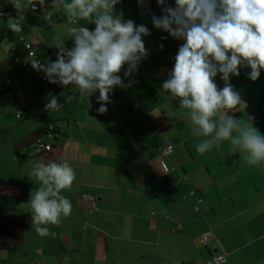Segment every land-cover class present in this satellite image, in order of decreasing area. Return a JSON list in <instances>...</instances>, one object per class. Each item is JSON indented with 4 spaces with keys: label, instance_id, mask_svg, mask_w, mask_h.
<instances>
[{
    "label": "crops",
    "instance_id": "1",
    "mask_svg": "<svg viewBox=\"0 0 264 264\" xmlns=\"http://www.w3.org/2000/svg\"><path fill=\"white\" fill-rule=\"evenodd\" d=\"M21 3L25 15L32 13L28 0ZM39 17L43 27L61 29L58 40L66 47L74 46L66 13L53 12L52 23ZM34 22L26 18L23 28ZM49 31L42 45V32L36 44L0 23V264H203L213 257L223 258L220 264H264V164L247 165L228 140L198 153L204 137L193 134L188 110L161 88L173 68L169 57L184 41L162 33L167 42L160 47L156 36L143 37L149 54L134 74L124 77L127 65L122 68L127 87L114 88L119 95L101 114L98 91L82 96L75 84L35 78L19 36L35 42V56L49 63L58 51ZM250 71L242 68L230 78L247 107L229 115L241 122L252 118L264 134V70L255 81ZM214 80L223 88L219 74ZM49 93L61 103L58 111L45 110ZM50 125L51 150L32 153L29 147ZM166 147L160 160L159 149ZM53 161H66L76 174L61 192L72 203L71 215L47 225L55 238L35 232L28 204L40 186L33 164Z\"/></svg>",
    "mask_w": 264,
    "mask_h": 264
},
{
    "label": "clouds",
    "instance_id": "2",
    "mask_svg": "<svg viewBox=\"0 0 264 264\" xmlns=\"http://www.w3.org/2000/svg\"><path fill=\"white\" fill-rule=\"evenodd\" d=\"M8 2L17 12L15 17L8 16V27L19 33L26 20V5L21 0ZM28 3L35 9L33 0ZM38 3L44 6L45 0ZM118 3L120 0H51L50 7L62 9L74 25L68 29L74 46L68 48L64 40H58L55 61L41 63L35 55L28 61L50 84H75L79 94L88 97L98 91L101 103L97 111L101 114L107 111L113 89L127 87L119 75L121 69L127 65L124 77L134 74L150 51L143 40L150 30L124 20L122 12L114 14ZM156 3L162 6L163 15L152 16L153 27L184 41L161 88L188 110L193 134L204 137L196 151L204 154L228 140L247 165L261 166L264 134L253 126L252 118L241 122L229 112L247 107L230 78L238 77L240 69L250 68L248 78L255 81L264 70V0H175L174 7L167 6L166 0ZM45 12V20L52 23L53 14ZM80 20L90 21L94 29L79 24ZM218 74L223 88L215 83ZM60 107L57 97L49 93L45 110ZM31 175L40 182L28 201L31 223L41 237L55 238L47 225L58 226L63 217L71 215L72 203L61 192L71 188L75 171L66 161L35 162Z\"/></svg>",
    "mask_w": 264,
    "mask_h": 264
},
{
    "label": "rangeland",
    "instance_id": "3",
    "mask_svg": "<svg viewBox=\"0 0 264 264\" xmlns=\"http://www.w3.org/2000/svg\"><path fill=\"white\" fill-rule=\"evenodd\" d=\"M50 3H51L50 0H45L44 6H41L39 3H37V5L40 6L39 13H31V12L29 13L28 12V14L25 15L26 18L30 19L31 21H35L34 23H37V25H34V26L29 25L28 26V24H26L27 26L24 27L22 30V32L24 33L22 35H24L26 37V39L30 36L31 39L33 40L37 36L38 31L42 32V37L40 40H39V37L36 38V40H33V41H36V44H37V40H39V42L42 44V39L46 36L47 33L49 34V32H50L49 29H52V32L55 33L54 37H55L56 42L58 41L60 35L62 34L61 29H59L57 27L45 28L41 24V22H43L42 19L44 17H39V16H43V15L46 16L47 12H45V11H50L52 14H53V12L59 11L60 17H62V15L65 14L63 11L57 10L55 8H51ZM128 7L130 8V13L127 12ZM124 11H125L124 15H123L124 20L131 19L132 21H134V23L136 25H141V24L146 25L147 28L150 30V35H148L150 37V39L154 40L155 36H156L158 38L157 39L158 45H162V47H164L163 44H165V42H167V41H161L159 37L162 33L167 34V32L154 28L153 24H152V16L153 15H155L157 17H160L163 15V13L161 11V6L157 5L156 0H153V2H152V0H142L139 4H135L134 0H125V10ZM0 23H3V24L6 23L8 25L7 19H0ZM26 23H28V22H26ZM170 38L172 40L174 39L171 36H170ZM14 41L19 42L17 40H14ZM175 52H173L172 54H174ZM40 57H41V59L45 58L44 54H42Z\"/></svg>",
    "mask_w": 264,
    "mask_h": 264
},
{
    "label": "built area",
    "instance_id": "4",
    "mask_svg": "<svg viewBox=\"0 0 264 264\" xmlns=\"http://www.w3.org/2000/svg\"><path fill=\"white\" fill-rule=\"evenodd\" d=\"M33 3L36 4V7L35 9H32L31 7V4H30V10L31 11H37L38 9V6H37V0H33ZM166 4L167 6H171V7H174L175 6V3H172L170 2L169 0H166ZM123 9H124V5L122 3V1L120 3H118L115 8H114V14L115 13H123ZM0 13H3V15H0V17L2 18H8V16H12V17H15L17 15V12L16 10L12 7V5L8 2V0H0ZM89 29H94L95 25L94 24H91V25H88L87 26ZM19 40L20 42L22 43L26 53H27V56L28 58H32L34 54L33 50H32V45L35 43L31 40H26L23 36H19ZM177 51L178 49L176 50V52L174 54H172L170 57H169V62L171 64L174 65L175 63V60H174V57L176 56L177 54ZM36 57V56H35ZM37 58V57H36ZM38 59V58H37ZM39 60V59H38ZM40 61V60H39ZM41 62V61H40ZM122 71V69H121ZM37 79H42L44 80L45 79V75L43 72H37L36 73V77ZM6 85H9L10 84V81L9 80H6ZM123 88H121V91L120 92H123ZM117 93L113 90L110 94H109V98H114L115 95ZM54 133H55V130H54V127L52 125L48 126L47 127V131L45 133V136L44 137H40L38 138L30 147V151L34 154H38V153H43V152H48L49 150H51L52 148V143L51 141L49 140V138H53L54 137ZM168 150H167V147L166 148H161L159 149V158L160 160L167 154ZM163 169L164 171H168L169 169L163 165ZM196 211L198 210V207H195ZM208 236H209V232H205L203 233L201 236H200V242L202 244H205L207 243L208 241ZM223 261V258L221 257H213L211 258L210 260H207L205 262H203V264H220L221 262Z\"/></svg>",
    "mask_w": 264,
    "mask_h": 264
},
{
    "label": "trees",
    "instance_id": "5",
    "mask_svg": "<svg viewBox=\"0 0 264 264\" xmlns=\"http://www.w3.org/2000/svg\"><path fill=\"white\" fill-rule=\"evenodd\" d=\"M122 0H120V2H121ZM170 2H172V3H175V2H173L172 0H169ZM122 3H123V1H122ZM134 3L135 4H139L140 3V0H134ZM32 13H36V11H32ZM123 15H124V9H123ZM169 61V60H168ZM169 64H171L170 62H169ZM172 66H173V64H171ZM242 71V69H240V72ZM122 74V72H120L119 73V75H121ZM118 90H120V89H118ZM114 91L117 93L116 95H115V97H117L119 94H118V91L117 90H115L114 89ZM120 95H122V94H120ZM114 97V98H115ZM21 114H23L24 116H26V117H29V115H30V112L28 111V109H24L23 111H22V113Z\"/></svg>",
    "mask_w": 264,
    "mask_h": 264
},
{
    "label": "water",
    "instance_id": "6",
    "mask_svg": "<svg viewBox=\"0 0 264 264\" xmlns=\"http://www.w3.org/2000/svg\"><path fill=\"white\" fill-rule=\"evenodd\" d=\"M44 80H46V78Z\"/></svg>",
    "mask_w": 264,
    "mask_h": 264
}]
</instances>
